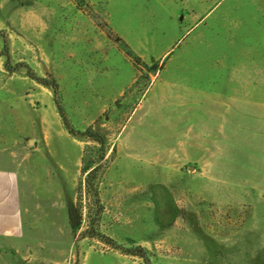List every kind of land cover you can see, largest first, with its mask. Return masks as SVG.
Here are the masks:
<instances>
[{"label": "rangeland", "instance_id": "1", "mask_svg": "<svg viewBox=\"0 0 264 264\" xmlns=\"http://www.w3.org/2000/svg\"><path fill=\"white\" fill-rule=\"evenodd\" d=\"M0 30L12 67L56 80L71 124L107 136L103 234L154 264H264V0H0ZM98 147L7 70L0 36V198L23 228L0 264H145L86 233Z\"/></svg>", "mask_w": 264, "mask_h": 264}, {"label": "trees", "instance_id": "2", "mask_svg": "<svg viewBox=\"0 0 264 264\" xmlns=\"http://www.w3.org/2000/svg\"><path fill=\"white\" fill-rule=\"evenodd\" d=\"M0 36L3 38V42H4V52L6 55L7 70L13 72L21 68H25L30 78L36 80L38 83L46 87L51 88L53 90L54 102H55L56 108L69 134L73 136L85 137L100 145V147H98L96 150V155H97V158H95L96 165L93 168H89L84 172L85 179L83 181V184L80 185V193L84 191L91 202V206L88 208L89 210L88 220L89 221H88V226L86 230L88 237L99 238L102 241H104L107 245L112 247L113 249L120 250L128 255L140 257L144 260L145 264H154L150 259L148 251L144 247L137 246L133 248H124L121 245H119L114 239L103 234L102 231L100 230V224H101L102 216L104 213V206H103L101 195H100V183H101V177L103 176L104 171L106 169V157L108 154V149L111 145L108 142L107 136L101 132H96L91 128L85 131L76 129L71 124L68 118L67 112L61 101L59 83L54 79L49 80V79L38 76L33 71V69L27 64L18 63L14 67H12L11 66L12 57L10 54L8 35L6 34L5 31L0 30ZM117 40H118L117 42H123L122 49L125 55L130 59L131 63L137 70L142 72L143 68L144 69L149 68L148 64L145 63V61L139 55H137L132 49H130L127 43H125L121 39H117ZM156 67H158V65L154 63L153 67H151V70H154ZM160 68L162 69L163 65H161ZM89 150L90 148L84 151V156L82 159V162L84 165L87 162V152ZM113 151H116V146L113 147ZM81 204L82 203H78L77 207L70 214V219L74 224H77L78 218L81 217L82 215Z\"/></svg>", "mask_w": 264, "mask_h": 264}, {"label": "crops", "instance_id": "3", "mask_svg": "<svg viewBox=\"0 0 264 264\" xmlns=\"http://www.w3.org/2000/svg\"><path fill=\"white\" fill-rule=\"evenodd\" d=\"M172 88V87H171ZM172 91V90H170ZM180 94V101L182 103V109L185 115L189 116L190 112L193 109H198L199 105V93L193 87H183L182 89L178 88V93ZM172 100L174 101L176 97H174V93L172 91ZM4 185V184H2ZM14 219V216L9 212V208L6 204V199L4 196L0 198V237H6L11 240L12 238H16L17 235L23 233L22 223L17 222Z\"/></svg>", "mask_w": 264, "mask_h": 264}]
</instances>
